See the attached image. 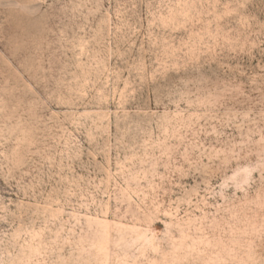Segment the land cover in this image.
I'll use <instances>...</instances> for the list:
<instances>
[{
    "label": "rangeland",
    "instance_id": "374dc122",
    "mask_svg": "<svg viewBox=\"0 0 264 264\" xmlns=\"http://www.w3.org/2000/svg\"><path fill=\"white\" fill-rule=\"evenodd\" d=\"M0 264H264V0H0Z\"/></svg>",
    "mask_w": 264,
    "mask_h": 264
}]
</instances>
